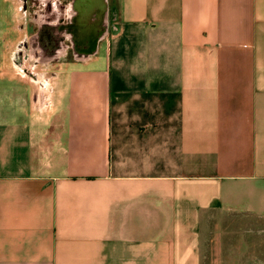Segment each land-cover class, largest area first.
<instances>
[{"label":"crops","instance_id":"crops-1","mask_svg":"<svg viewBox=\"0 0 264 264\" xmlns=\"http://www.w3.org/2000/svg\"><path fill=\"white\" fill-rule=\"evenodd\" d=\"M108 12L84 59L7 69L33 28L0 0V264H264V0Z\"/></svg>","mask_w":264,"mask_h":264},{"label":"flooded vegetation","instance_id":"flooded-vegetation-1","mask_svg":"<svg viewBox=\"0 0 264 264\" xmlns=\"http://www.w3.org/2000/svg\"><path fill=\"white\" fill-rule=\"evenodd\" d=\"M53 1L54 0H22L23 13L26 14L27 17H30L29 19L33 28L31 37L36 36L34 43L37 47L40 46L32 51L31 55L28 53L27 59L32 58L31 61L41 63H48L52 60L84 59V57H87L86 54L80 55V53L83 50V46H86L81 43L78 44L76 41H73V43L69 38L66 40L67 49L65 52L58 56L54 55V47L58 39L52 33L50 24L57 18L58 9L61 13H65L66 8L68 9L74 0H59V4L56 6L53 4ZM77 37L73 39H77ZM88 49H91V47L89 46ZM19 57L20 54L14 57V61L18 62L20 59Z\"/></svg>","mask_w":264,"mask_h":264},{"label":"water","instance_id":"water-1","mask_svg":"<svg viewBox=\"0 0 264 264\" xmlns=\"http://www.w3.org/2000/svg\"><path fill=\"white\" fill-rule=\"evenodd\" d=\"M108 14V0H92L91 3L88 0H74L65 13H62V16L60 15L50 24V27H52V33L55 36H63L73 41H76L73 39L74 37L84 36L80 42L84 44L87 29L93 24L95 28V31L92 32L94 43L90 45L91 49L87 50V56L97 49L99 42L106 36L109 24ZM35 46L37 49V45Z\"/></svg>","mask_w":264,"mask_h":264},{"label":"rangeland","instance_id":"rangeland-1","mask_svg":"<svg viewBox=\"0 0 264 264\" xmlns=\"http://www.w3.org/2000/svg\"><path fill=\"white\" fill-rule=\"evenodd\" d=\"M89 1V3H91L92 2V0H88ZM53 4L56 6V5H58L59 4V0H54L53 1ZM66 10H67V8H66ZM65 10V11H66ZM58 15V16H57ZM57 18L61 15L62 16V13L59 11V9H58V11H57ZM30 17H27L26 16V14H24L23 13V18H22V20H23V25L26 27V26H28V25H30V19H29ZM64 21H65V19H64ZM94 25L92 24V25H90L89 26V28L87 29V35L85 36V38H86V42L83 44V45H85L86 47H84L83 46V50H82V52L80 53V55H82V54H86V52H87V50H88V47L90 46V45H92L93 43H94V35L92 34V32L93 31H95V28L93 27ZM56 31V30H55ZM31 33V32H30ZM83 37L84 36H78L77 37V39H76V43H80L82 40H81V38L83 39ZM20 37L19 36H17V39L15 40H12V41H8L7 43H6V46H7V69H9V66L13 63V59H14V57H15V55H12V51L14 50V48L16 47V50L18 49V47H20V43H23V51H24V53L25 52H27V50L29 49V50H32V49H36V46H35V38H36V36H34V37H30V38H28V40H27V35H26V33H24V35L21 37V39H19ZM56 38L58 39L57 40V44H55V47H54V55L55 56H58V55H61L63 52H65V50L67 49V38L66 37H63V36H57L56 35ZM18 40V41H17ZM22 40V41H21ZM27 40V41H26ZM17 41V42H16ZM72 42H73V40H72ZM75 42V41H74ZM73 42V43H74ZM25 45H26V47H25ZM40 46H38V48H39ZM77 55V54H76ZM106 56H107V53H106V47L104 46V48H103V50H102V59H104V60H106ZM26 59V58H25ZM20 60V59H19ZM2 64H4L3 62H2ZM2 64H1V66H2ZM10 64V65H9ZM263 243V244H262ZM260 245L259 246H261L262 247V249H263V251H264V241H260V243H259ZM259 246H258V248H259ZM260 247V248H261ZM254 248H256V245H254ZM252 250H254V249H252Z\"/></svg>","mask_w":264,"mask_h":264}]
</instances>
